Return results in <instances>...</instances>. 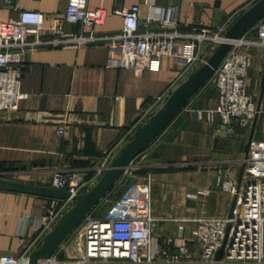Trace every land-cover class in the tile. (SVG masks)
I'll return each mask as SVG.
<instances>
[{
	"label": "crops",
	"instance_id": "1",
	"mask_svg": "<svg viewBox=\"0 0 264 264\" xmlns=\"http://www.w3.org/2000/svg\"><path fill=\"white\" fill-rule=\"evenodd\" d=\"M255 1L89 0V7L107 12L103 23L94 27L96 35L102 36L120 32L123 16L116 10L136 4L141 30L171 29L164 25L165 18L187 31L201 23L214 29L226 26ZM67 4L68 0H5L0 19L16 18L20 10L32 9L43 12L49 26L52 16L63 18ZM64 29L69 35L91 31L80 22L67 21ZM246 33L253 36V28ZM211 47L204 45V59ZM250 52L247 88L258 102L264 48ZM118 57L119 49L104 40L26 49L21 82L26 96L17 109L0 111V177L52 186L58 169L92 174L108 148L126 136L140 112L168 89L183 67L175 57L166 56L158 69L139 72L121 67ZM218 102L217 88L207 83L188 103L193 108H215ZM220 122V116L215 121L198 119L194 110L183 107L94 207L96 213L128 217L151 213L158 219V235L181 231L188 238L197 219L229 215L234 195L219 184L225 178L240 182L253 121L235 125L233 132L223 130ZM60 126L64 133L58 132ZM253 139L264 140V92ZM52 199L0 189V255L16 256L21 240L34 237Z\"/></svg>",
	"mask_w": 264,
	"mask_h": 264
},
{
	"label": "built area",
	"instance_id": "2",
	"mask_svg": "<svg viewBox=\"0 0 264 264\" xmlns=\"http://www.w3.org/2000/svg\"><path fill=\"white\" fill-rule=\"evenodd\" d=\"M4 2L0 0V8ZM139 10L137 4L116 10L123 16L122 30L102 36L96 35L94 27L103 23L107 12L103 7H89V0H68L63 18L52 16L49 26L45 14L39 10L22 9L16 18L0 19V111L17 109L20 100L26 96L21 90V82L22 62L28 47L104 40L111 48L119 49L118 64L121 67L139 72L158 69L166 56L175 57L183 65L168 89L140 112L126 136L108 148L92 174L79 169L53 172L52 186L67 190L70 195L52 199L44 224L34 237L28 242L21 240L16 256L1 254L0 264L25 262L44 235L74 204V196L88 190L100 178L135 130L147 122L189 72L205 60L204 45L214 46L221 42L231 24L214 29L201 23L180 31L175 21L168 22L163 18L164 25L171 29L141 30ZM64 21L80 22L91 31L69 35L64 29ZM252 28L253 36L245 33L232 41L231 49L208 82L218 90V105L215 108H193L189 103L184 106L194 110L198 119L215 121L220 116V125L227 132H233L235 125L248 126L258 113V102L247 88V77L252 67L250 50L264 48V18ZM64 131V127L58 128L59 133ZM242 163L244 177L239 183L225 178L219 184L221 189L236 197L232 215L197 219L191 238L181 231L176 235H158V219L151 213L132 217L101 216L96 213V208H92L44 264H264V140H251L249 153ZM222 246L223 255L216 258Z\"/></svg>",
	"mask_w": 264,
	"mask_h": 264
},
{
	"label": "water",
	"instance_id": "3",
	"mask_svg": "<svg viewBox=\"0 0 264 264\" xmlns=\"http://www.w3.org/2000/svg\"><path fill=\"white\" fill-rule=\"evenodd\" d=\"M262 18H264V0H256L230 24L224 32V39L211 47L206 59L189 72L188 76L171 92L161 107L151 115L147 122L139 126L131 138L120 147L100 178L88 190L74 196V204L61 215L52 229L44 235L40 245L30 252L23 264H44L57 251L85 215L120 180L134 159L149 147L183 107L209 82L215 69L231 49L232 41L243 36ZM263 92L264 74L261 79L258 111ZM257 115L258 113L253 120L252 131L245 145L244 157H247L249 153ZM223 130H225V127H223ZM243 173L244 163L241 166L239 181H241ZM0 189L57 199H63L70 195L64 189L4 177H0ZM235 202L236 197L234 196L229 216L232 215ZM223 251L224 246L219 248L216 258H220L223 255Z\"/></svg>",
	"mask_w": 264,
	"mask_h": 264
},
{
	"label": "rangeland",
	"instance_id": "4",
	"mask_svg": "<svg viewBox=\"0 0 264 264\" xmlns=\"http://www.w3.org/2000/svg\"><path fill=\"white\" fill-rule=\"evenodd\" d=\"M61 253H62V255H63V252H61ZM60 255H61V254H60ZM62 255H61V256H62Z\"/></svg>",
	"mask_w": 264,
	"mask_h": 264
},
{
	"label": "trees",
	"instance_id": "5",
	"mask_svg": "<svg viewBox=\"0 0 264 264\" xmlns=\"http://www.w3.org/2000/svg\"><path fill=\"white\" fill-rule=\"evenodd\" d=\"M61 256V255H60Z\"/></svg>",
	"mask_w": 264,
	"mask_h": 264
}]
</instances>
